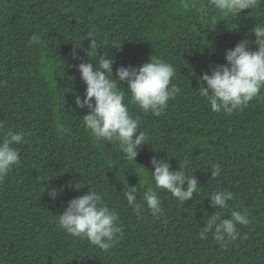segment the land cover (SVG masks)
<instances>
[{"label":"trees","instance_id":"trees-1","mask_svg":"<svg viewBox=\"0 0 264 264\" xmlns=\"http://www.w3.org/2000/svg\"><path fill=\"white\" fill-rule=\"evenodd\" d=\"M258 23L264 0L236 15L212 8L211 0H0V139L8 130L25 136L13 145L19 165L0 182V264H264V98L226 115L212 112L198 91L199 77L226 63V50L242 39L256 50L250 30ZM33 35L41 40L30 45ZM87 36L100 45L98 55L114 61L113 78L117 67L138 68L149 59L176 69L171 83L180 93L160 116L129 103L125 92L149 138L135 161L117 142L95 140L83 125L88 110L74 103L86 88L76 65L96 66ZM120 86L127 91L126 82ZM153 157L167 159L170 170L186 166L199 187L184 205L157 190L160 216L143 200L154 188ZM217 164L221 174L213 178ZM132 186L139 217L124 196ZM52 188L62 189L54 200ZM88 190L118 213L123 238L108 251L56 223ZM219 190L233 193L225 209L211 206ZM234 210L249 219L237 225L236 240L199 237L208 215L226 218Z\"/></svg>","mask_w":264,"mask_h":264},{"label":"clouds","instance_id":"clouds-1","mask_svg":"<svg viewBox=\"0 0 264 264\" xmlns=\"http://www.w3.org/2000/svg\"><path fill=\"white\" fill-rule=\"evenodd\" d=\"M260 0H211V7L224 14H237L241 10H251L258 6ZM188 5H186L187 7ZM194 6V5H193ZM254 34V43L257 47L252 50L250 42L242 39L232 49L226 50L223 65H216L210 74L199 77V95L206 98L210 109L214 113L223 112L226 115L242 109L254 98L260 97L264 89V23L256 24L251 30ZM89 39L88 50L97 56L96 66L90 62H80L76 65L80 78L86 85L83 99L75 97L77 108L88 110L83 115V125L95 140L109 143L117 142L125 159L135 161L138 149L146 144L148 136L139 131V117L133 118L129 106L125 101V92L130 93L129 103L135 104L145 113L151 112L160 116L167 108L168 101L174 99L180 88L171 83L176 74L172 64L160 59H149L141 66H119L116 68V78H113V60L105 55H98L96 39ZM38 35L30 37L29 44L39 43ZM75 59V52H73ZM127 83V91L121 86ZM0 123V128H3ZM25 142L23 132L8 130L3 139H0V182H3L14 166L19 165L20 155L13 145ZM153 167L151 176L154 188L149 187L143 200L153 216L163 215L159 189L166 190L182 205L199 194L197 179L188 175L185 167L170 170L167 159L159 160L153 157L150 160ZM221 166L214 165L211 177L220 176ZM74 187L79 190L82 185L78 182ZM62 189L52 188L49 196L54 200ZM137 188L129 187L124 193L127 203L141 215L142 205L137 203ZM233 199V193L228 190H219L211 194V206L216 209H225L228 201ZM57 226L72 237L87 239L91 245L108 251L123 238V230L119 224L118 213L107 206L102 194L93 190L70 200L62 213L57 214ZM247 214L232 211L230 217H222L219 212L207 216L204 226L201 227L199 237L206 238V234L213 233L218 243L226 239L236 240L239 236L237 225H247Z\"/></svg>","mask_w":264,"mask_h":264}]
</instances>
